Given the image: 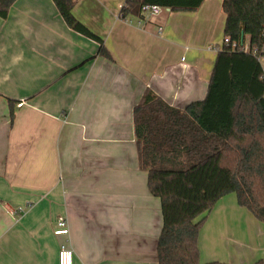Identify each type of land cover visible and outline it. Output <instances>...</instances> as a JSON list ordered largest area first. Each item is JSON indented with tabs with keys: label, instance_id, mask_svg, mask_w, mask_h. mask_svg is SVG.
<instances>
[{
	"label": "crops",
	"instance_id": "0c3cea01",
	"mask_svg": "<svg viewBox=\"0 0 264 264\" xmlns=\"http://www.w3.org/2000/svg\"><path fill=\"white\" fill-rule=\"evenodd\" d=\"M222 1L122 18L125 0H75L95 38L52 0H16L0 18V264H58L66 240L73 264H157L160 203L138 166L132 111L147 90L176 108L204 99ZM60 218L68 236L54 234ZM198 246L202 264H256L264 224L230 194Z\"/></svg>",
	"mask_w": 264,
	"mask_h": 264
},
{
	"label": "trees",
	"instance_id": "16d2710c",
	"mask_svg": "<svg viewBox=\"0 0 264 264\" xmlns=\"http://www.w3.org/2000/svg\"><path fill=\"white\" fill-rule=\"evenodd\" d=\"M15 1L0 0V18ZM52 1L70 29L95 38L73 17L75 0ZM203 1L125 0L120 16L140 14L144 5L192 12ZM221 10L223 36L248 50L222 46L204 99L176 108L147 90L133 107L138 166L160 203L157 264H202L198 240L205 218L230 194L264 224V77L252 54L264 47V0H223ZM99 54L109 57L103 47Z\"/></svg>",
	"mask_w": 264,
	"mask_h": 264
},
{
	"label": "built area",
	"instance_id": "2783aa9c",
	"mask_svg": "<svg viewBox=\"0 0 264 264\" xmlns=\"http://www.w3.org/2000/svg\"><path fill=\"white\" fill-rule=\"evenodd\" d=\"M162 8L155 5H144L140 8V13L144 16H157L161 13ZM222 46H230L231 50L241 49L243 51H247L248 48L245 46L244 48H239V46L235 43H231L227 37H224L222 40ZM252 54L255 55L257 61L262 66L263 77H264V47L261 50H253ZM68 226L65 218H60L56 223V230L54 234L56 236H68ZM64 242L60 245L59 253H58V264H73V254L72 251L67 247V243Z\"/></svg>",
	"mask_w": 264,
	"mask_h": 264
},
{
	"label": "water",
	"instance_id": "95a60500",
	"mask_svg": "<svg viewBox=\"0 0 264 264\" xmlns=\"http://www.w3.org/2000/svg\"><path fill=\"white\" fill-rule=\"evenodd\" d=\"M240 41H241V44H242V42H243V36L241 35V39H240Z\"/></svg>",
	"mask_w": 264,
	"mask_h": 264
},
{
	"label": "rangeland",
	"instance_id": "374dc122",
	"mask_svg": "<svg viewBox=\"0 0 264 264\" xmlns=\"http://www.w3.org/2000/svg\"><path fill=\"white\" fill-rule=\"evenodd\" d=\"M222 47V46H221Z\"/></svg>",
	"mask_w": 264,
	"mask_h": 264
}]
</instances>
